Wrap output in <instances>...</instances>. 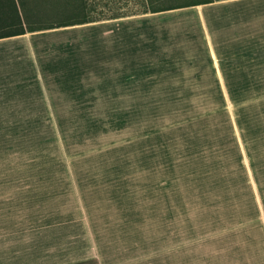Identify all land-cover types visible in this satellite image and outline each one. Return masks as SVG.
Instances as JSON below:
<instances>
[{"label": "crops", "instance_id": "crops-1", "mask_svg": "<svg viewBox=\"0 0 264 264\" xmlns=\"http://www.w3.org/2000/svg\"><path fill=\"white\" fill-rule=\"evenodd\" d=\"M179 4L0 39L23 40L0 56V128H73L92 157L55 189L72 194L42 196L82 209L66 224L16 221L13 196L0 201V264H264L259 184L254 214L231 229L192 236L175 220L167 246L145 244L138 229L152 176L171 167L155 156L170 129L215 120L238 142L234 127H264V0Z\"/></svg>", "mask_w": 264, "mask_h": 264}, {"label": "rangeland", "instance_id": "rangeland-1", "mask_svg": "<svg viewBox=\"0 0 264 264\" xmlns=\"http://www.w3.org/2000/svg\"><path fill=\"white\" fill-rule=\"evenodd\" d=\"M140 1L87 2L88 9L111 15L133 12L139 8ZM186 1L189 0H165L164 5ZM32 2L28 9L32 16L25 20V27L47 26L60 21L61 17L57 15L61 0ZM22 45L23 40L1 41L0 56L10 51L14 54ZM230 129L215 120L170 129L171 134L167 135L172 141L167 144L165 155L155 156L160 162L168 159L171 167H161L154 173L149 184L155 189L144 192L143 205L138 208L142 220L137 225L143 231L145 244L152 242L167 246V232L170 225L175 229V220L186 219L181 225L193 233L192 236L197 232L209 235L215 230L231 229L234 223L237 226L240 218V222L245 223L248 218L243 216L254 214L255 203L250 187L259 184L264 189V127H234L238 142L232 141L234 137H231ZM78 137L79 132L73 128H0V201H6L8 194L13 196L9 203L16 208V221L21 217L35 220L47 214L57 217L60 225L70 222L73 214H84L69 201L52 200L51 197L45 201L42 198L52 192L54 195L70 194V191L56 192L55 189L69 187L66 184L70 182V169L91 165L92 157L87 155L91 151L87 144L81 148ZM115 161L122 162L120 159ZM261 193L264 194V190ZM32 195V199L24 197ZM234 200L239 204L235 205ZM44 205L48 207L44 208ZM249 208L251 214H248ZM126 225L130 230L132 224L128 222Z\"/></svg>", "mask_w": 264, "mask_h": 264}, {"label": "trees", "instance_id": "trees-1", "mask_svg": "<svg viewBox=\"0 0 264 264\" xmlns=\"http://www.w3.org/2000/svg\"><path fill=\"white\" fill-rule=\"evenodd\" d=\"M88 0H61L60 21L47 26H28L25 27V20L32 16V11H28L32 0H0V39L9 38L27 33L57 29L82 25L91 22L105 21L122 17H129L147 13L166 11L181 4H166L165 0H141L139 8L129 13L104 14L102 10L94 12L88 9ZM159 1V3H157Z\"/></svg>", "mask_w": 264, "mask_h": 264}]
</instances>
